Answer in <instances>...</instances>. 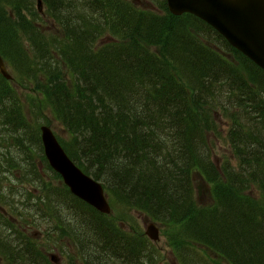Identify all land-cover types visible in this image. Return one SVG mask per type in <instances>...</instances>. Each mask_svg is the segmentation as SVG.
<instances>
[{
	"label": "trees",
	"instance_id": "trees-1",
	"mask_svg": "<svg viewBox=\"0 0 264 264\" xmlns=\"http://www.w3.org/2000/svg\"><path fill=\"white\" fill-rule=\"evenodd\" d=\"M34 2L0 0V56L12 77L0 75V264H50L45 253L65 243L78 264H157L118 209L179 226V264H205L193 246L227 264H264V72L199 18L171 15L165 0L157 12L134 0H41L50 25ZM18 89L40 99L30 119ZM43 109L41 125L51 116L66 131L62 149L103 185L115 218L64 185L47 189ZM220 125L222 161L208 141L222 137Z\"/></svg>",
	"mask_w": 264,
	"mask_h": 264
},
{
	"label": "water",
	"instance_id": "water-1",
	"mask_svg": "<svg viewBox=\"0 0 264 264\" xmlns=\"http://www.w3.org/2000/svg\"><path fill=\"white\" fill-rule=\"evenodd\" d=\"M173 16L190 14L201 19L262 71H264V0H165ZM40 7L41 2L37 0ZM0 75L10 79L0 56ZM42 151L51 169L58 173L70 193L101 214H109L102 186L87 177L66 156L50 128L40 127ZM145 235L158 241V229L150 224Z\"/></svg>",
	"mask_w": 264,
	"mask_h": 264
},
{
	"label": "rangeland",
	"instance_id": "rangeland-1",
	"mask_svg": "<svg viewBox=\"0 0 264 264\" xmlns=\"http://www.w3.org/2000/svg\"><path fill=\"white\" fill-rule=\"evenodd\" d=\"M36 1V0H35ZM129 1H133V0H129ZM134 1H138L139 5H142V8L149 10V11H155L157 12V0H134ZM35 3V2H34ZM36 3L34 4V9L37 11L36 9ZM42 11L40 14L41 18L45 21L44 24L50 25V22L46 20L45 15L43 13L44 9H45V5L42 4L41 7ZM44 30H50V26L47 28H44ZM18 93H20V103L22 106L25 107V113L26 115L29 117V119L31 118V110H32V106L30 105V100L32 99L36 104H38L40 106V99L37 98L38 96L34 93L27 92V91H22L21 89H18ZM42 113H46V115H48V112L43 109V112H41L40 114V119H37V123L39 124V126H41L42 124ZM45 115V114H44ZM48 119L50 120V126H48L51 130L53 135L56 137H58V139H62L64 142H66V139H68V135L66 133L65 130H63L62 127H60V125H58V123H56L51 116H48ZM223 122V121H222ZM225 127L221 126L219 127V132H222V137L220 139L218 138H214V137H209V143L214 145V155H215V159L218 158L219 161L224 160V158H227V156H229V147L228 145L225 143H223V137L225 135ZM36 163H38V160H35ZM38 166L39 170H40V174L42 175V178L44 179L45 185L47 187V189L51 188L50 191H54L57 190V188H61V186H63L64 184H62L61 179L56 175L54 176L53 173H50L47 170L43 169V165L41 163ZM27 189H30L28 186H26ZM34 194H36V191L34 192ZM44 194V193H43ZM41 193H38V195L36 196H41ZM44 196V195H43ZM42 196V197H43ZM109 203V200H108ZM110 205V204H109ZM111 206V205H110ZM111 213L108 215L111 218H115V214L116 211L113 212V207L111 206ZM119 212V214L121 216H124V218L130 217L131 220V224H121L122 227H124V229L128 232H133L134 230L140 232L143 234L144 238V232L146 230V228L150 225V224H154L155 226H157L159 233H158V237L159 240L157 242H150L147 238V240L152 244V249H154V251H156V253H154L155 256V260L157 261L156 263H161V264H179L180 260L177 259V255L175 254V250L178 249V247L183 246L186 243V240L180 239V238H175V231L178 230L179 226H173L171 228H167V227H162L159 226L157 223L152 222L151 219H148L145 215L142 214H136L135 212L131 211V212H126L125 214L123 210L118 209L117 213ZM49 225H44V221H42V231H47ZM38 232V231H37ZM31 233H36V231H31L29 234ZM39 238V246L40 248L44 246V243L47 245V242H45V236L42 235V233H36V235L31 236V238ZM67 244L65 243L64 246V250H62V253L59 251H56L57 249H54L53 247H51V249H49L47 251V253H45V255L47 256V258L49 259L50 264H78V262L76 260H69V255H72L74 257H76V253L73 251H69L68 247H66ZM194 248V252L197 254H199L201 256V258L204 260L205 264H227L223 259H218L216 258V256H214L209 250H206L202 247L199 246H193ZM67 253H66V252ZM53 255L54 260H50V256Z\"/></svg>",
	"mask_w": 264,
	"mask_h": 264
},
{
	"label": "bare ground",
	"instance_id": "bare-ground-1",
	"mask_svg": "<svg viewBox=\"0 0 264 264\" xmlns=\"http://www.w3.org/2000/svg\"><path fill=\"white\" fill-rule=\"evenodd\" d=\"M110 104H111V102L110 103H105L101 108H98L99 109V111H105V112H107L108 110H109V106H110ZM98 111V112H99ZM161 135H157L155 138H153V141H155V140H158V138L160 137ZM234 226V225H233ZM214 232H216V231H214ZM213 232V235H216L215 233Z\"/></svg>",
	"mask_w": 264,
	"mask_h": 264
}]
</instances>
